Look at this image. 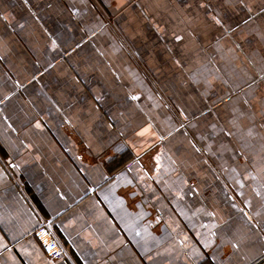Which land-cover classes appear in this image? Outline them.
<instances>
[{"label": "crops", "instance_id": "obj_1", "mask_svg": "<svg viewBox=\"0 0 264 264\" xmlns=\"http://www.w3.org/2000/svg\"><path fill=\"white\" fill-rule=\"evenodd\" d=\"M0 264H264V0H0Z\"/></svg>", "mask_w": 264, "mask_h": 264}, {"label": "built area", "instance_id": "obj_2", "mask_svg": "<svg viewBox=\"0 0 264 264\" xmlns=\"http://www.w3.org/2000/svg\"><path fill=\"white\" fill-rule=\"evenodd\" d=\"M36 236L50 258L54 260H59L61 258V249L57 246L47 229L42 228L37 231Z\"/></svg>", "mask_w": 264, "mask_h": 264}]
</instances>
